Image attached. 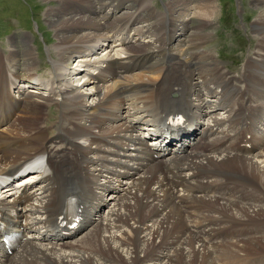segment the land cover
Returning a JSON list of instances; mask_svg holds the SVG:
<instances>
[{"label": "bare ground", "instance_id": "6f19581e", "mask_svg": "<svg viewBox=\"0 0 264 264\" xmlns=\"http://www.w3.org/2000/svg\"><path fill=\"white\" fill-rule=\"evenodd\" d=\"M57 1L45 12L55 37L53 46H47L48 78L35 79L38 56L28 34L21 31L23 49L22 43L20 49L14 46L15 40L9 41L7 52L0 47V182L25 169L31 170L23 181L41 176L18 190L0 192L2 215L8 216L4 231L33 234V241H23L19 260L42 253L56 258V264H213V252L216 262L229 263L244 258L238 250L264 257V147L256 151L255 144L247 148L255 153L246 155L240 145L234 144L232 153L223 146L231 140L226 131L243 111L255 110L251 95L256 84L264 88L259 79L264 78V0L250 19L257 45L237 75L202 44L212 35L206 25L213 23L216 0H161L165 12L150 0H79L82 10L73 8V0ZM189 21L192 30L188 24L184 29ZM104 29L113 34L115 47ZM95 46L101 52H91ZM71 57L78 67L74 73L65 66ZM142 60L146 65L134 71ZM113 66L122 70L119 77H107V70L116 73ZM16 78L26 84L16 85ZM24 85L36 90L27 92ZM11 102L21 107L15 117L10 116ZM49 104L58 110L51 121L45 114ZM152 106L157 114L165 107L170 115L181 114L179 127L192 129L186 148L201 145L207 150L186 163L190 154L177 160L180 150L170 153L168 163H175V169L168 180L157 169H169L168 163L157 160L152 169L140 163L144 152L136 132ZM23 115L27 118L18 120ZM200 117L204 123L196 120ZM250 124L254 128L255 120ZM169 125L174 126L162 122ZM208 131L215 132L210 141L203 136ZM153 143L150 153H168L162 140ZM135 168L121 184L120 178ZM120 184L121 192L114 196ZM69 195L76 197L79 223L88 228L79 239L53 243L69 249L49 248L60 234V228H53L63 223ZM104 204L107 210L92 222L90 215ZM188 220L194 233L184 227ZM242 233L247 240H229ZM199 239L211 242L205 245Z\"/></svg>", "mask_w": 264, "mask_h": 264}, {"label": "rangeland", "instance_id": "374dc122", "mask_svg": "<svg viewBox=\"0 0 264 264\" xmlns=\"http://www.w3.org/2000/svg\"><path fill=\"white\" fill-rule=\"evenodd\" d=\"M73 1H75L73 4V8H77V10H82L80 6H77L79 0H73ZM110 1L116 2L120 0H115V1L110 0ZM121 1L123 4L125 3L129 4L128 1L125 0H121ZM261 1L262 0H216L218 6H217V11L214 14L213 23L211 25H206V28L211 30L209 32H211L212 35L208 37L209 39L208 38H206L207 40L204 39L202 44H204V46L206 45L205 47H207L211 51V53H213L214 58L216 59L218 58L217 60L220 61V63H222L223 66L228 71L239 72V70H241L243 61H245V59L249 56L248 53H250L257 45L256 38L253 36V33L251 31L250 19L254 17L258 9L263 8L259 4ZM150 2L156 10L160 12L166 11V9H164V4L161 0H150ZM49 3L53 5H58L60 2H58L57 0H53V1L50 0V2L44 0H0V47H2L7 52L9 41L15 40L14 44L16 45L14 44L13 45L18 48V46L21 47V43H22L21 49H23L24 43L20 41V37L23 36L22 32L28 34V36L31 38L32 45L34 46V51L38 56L37 59L38 66L36 67L34 72L36 73V76L39 79H45L48 78L49 76L48 72L50 71L51 68V62L47 55V46H50L52 43L55 42L54 32L50 27L51 25L49 26L47 24V18L45 16V12L47 10ZM238 14L241 16L239 17ZM142 15L145 16L146 12H143ZM49 20L50 19L48 18V21ZM166 22L167 21H165L163 24L165 25ZM187 24L190 26V30H192L191 27L192 21H189L188 23L186 22L184 25L185 27L184 29H187L188 27ZM132 35L133 33L130 34V36ZM51 46H53V44ZM51 51L53 52V49ZM72 59L74 58L71 57L67 65L65 66L68 71L74 73L78 69V67H75L74 61ZM22 63L23 60L21 59L20 68L22 67L21 66ZM145 63L146 61L142 60L141 65H146ZM20 71H18V73L21 75L23 72ZM70 76L68 75L66 76L68 80L70 81L76 80V78L75 79L72 77L70 78ZM34 88L35 86L32 85L30 86V90H26V91L31 92L33 90H36ZM46 112L45 114L47 115V119H50V121L56 119V116L58 114V110L56 106L49 104ZM19 117L18 120L21 121L27 118L24 115L22 118ZM51 132L52 130L49 129L48 134ZM232 144L233 143L228 145V150H230L229 148L230 145ZM182 214L185 213L182 212ZM259 226L260 228L258 230H262V224ZM185 228L191 232L194 231L192 226H185ZM197 228H201V226H198ZM243 234L244 233H242V235L241 234L231 235V238H229V240L233 243L239 238L241 240L244 239L245 237L247 238L248 234L245 233L244 236ZM235 237L238 239H236ZM205 239L202 240L199 239V240L205 245L206 244L208 245L209 240L207 239L206 242ZM219 239L222 241V238H217L216 240ZM159 249H161V247H158L154 251L157 252ZM239 251L240 250H238L240 256H243L244 258L242 257L234 258V259L231 258L230 260H232L233 262L229 260L230 264L231 263L233 264L234 261H235L234 264H244V262L245 264H251V263L264 264V257L259 256L258 258V255L256 253H253L255 255L248 254L249 256L248 255L244 256V253L242 251H240L242 252L240 253ZM211 255L215 260V263L213 264H217V263L220 264L222 262V261L216 262V259L214 258L215 257L214 252ZM223 263L229 264L227 262L225 263V261H223L221 264Z\"/></svg>", "mask_w": 264, "mask_h": 264}]
</instances>
